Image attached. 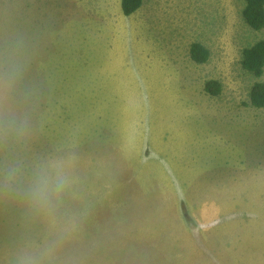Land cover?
<instances>
[{
	"label": "rangeland",
	"instance_id": "rangeland-1",
	"mask_svg": "<svg viewBox=\"0 0 264 264\" xmlns=\"http://www.w3.org/2000/svg\"><path fill=\"white\" fill-rule=\"evenodd\" d=\"M244 6L0 0V124L27 129L0 144V171L54 161L70 179L54 222L0 190V264L50 242L47 264H264V108L249 99L264 70L241 64L264 28Z\"/></svg>",
	"mask_w": 264,
	"mask_h": 264
},
{
	"label": "clouds",
	"instance_id": "clouds-1",
	"mask_svg": "<svg viewBox=\"0 0 264 264\" xmlns=\"http://www.w3.org/2000/svg\"><path fill=\"white\" fill-rule=\"evenodd\" d=\"M15 73L6 76L5 88L10 89ZM27 133L23 122L9 117L0 124V144L10 138L21 139ZM70 179L59 162H48L35 166L26 172L18 162H7L0 171V190L9 196L24 201L29 209L46 218L54 217ZM56 251V243L22 249L17 256V264H47Z\"/></svg>",
	"mask_w": 264,
	"mask_h": 264
},
{
	"label": "trees",
	"instance_id": "trees-1",
	"mask_svg": "<svg viewBox=\"0 0 264 264\" xmlns=\"http://www.w3.org/2000/svg\"><path fill=\"white\" fill-rule=\"evenodd\" d=\"M143 4V0H120L121 11L124 16L135 14ZM243 18L246 24L255 31L264 28V0H245ZM209 51L200 43H193L190 47L191 59L197 64H205L209 59ZM242 67L252 76L259 78L264 70V40H260L243 52ZM204 91L211 96H218L221 85L214 80L206 81ZM250 105L256 109L264 108V83L256 82L251 88Z\"/></svg>",
	"mask_w": 264,
	"mask_h": 264
}]
</instances>
